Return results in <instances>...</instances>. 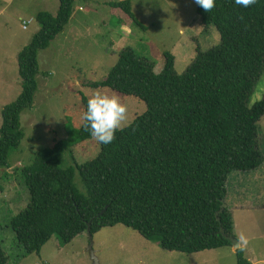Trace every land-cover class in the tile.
<instances>
[{
	"label": "trees",
	"instance_id": "16d2710c",
	"mask_svg": "<svg viewBox=\"0 0 264 264\" xmlns=\"http://www.w3.org/2000/svg\"><path fill=\"white\" fill-rule=\"evenodd\" d=\"M215 3L209 13L196 6L201 23L217 28L221 41L206 52L198 47L183 73L176 72L171 53L164 54L157 74L154 60L125 46L107 80L92 84L133 95L147 109L117 131L111 144H101L94 159L76 164L86 193L75 186L73 167H60V156L71 145L67 141L41 151L21 170L31 200L12 227L27 255H41L53 237L66 247L87 235L89 224L93 237L122 224L168 252L233 248L221 233L223 227L236 239L233 213L229 207L222 211L229 177L264 164L258 125L264 97L251 105L264 75V0L250 7L234 0ZM113 5L145 27L130 0ZM73 6L74 0H60L56 16L39 13L41 29L19 56L23 92L2 109L0 169L12 167L9 156L22 144L21 116L33 108L39 89V54L64 31ZM77 134V142L92 138L83 123ZM236 258L237 264H250L242 249ZM6 263L0 245V264Z\"/></svg>",
	"mask_w": 264,
	"mask_h": 264
},
{
	"label": "rangeland",
	"instance_id": "374dc122",
	"mask_svg": "<svg viewBox=\"0 0 264 264\" xmlns=\"http://www.w3.org/2000/svg\"><path fill=\"white\" fill-rule=\"evenodd\" d=\"M120 1L124 0H74L69 24L39 54V89L33 108L21 116L22 144L9 156L12 167L0 169V245L7 256L6 264H92L86 234L66 247L53 237L41 255H27L18 243L12 220L31 200L21 170L58 141L71 143L60 156V167H73L74 184L86 193L76 164L99 155L101 144L93 138L77 142L85 111L84 98L88 100L96 92L119 96L127 105L128 124L146 111L145 102L133 95L92 86L107 80L123 48L132 46L141 57L154 60L157 68L164 66V54L171 53L177 58L179 74L195 59L198 47L206 52L221 41L217 28L201 23L193 0H130L135 18L145 27L113 5ZM59 10L60 0H0V126L4 106L18 100L23 92L19 56L41 29L37 16L41 12L56 16ZM263 97L264 75L251 105ZM258 125L264 144V117ZM258 169L233 172L227 196L238 205L252 201V206L241 210V218L240 213L237 215V223L242 222L238 234L255 238L264 235V211L260 209L264 204V174ZM245 222L251 225L244 226ZM252 242L250 250L259 255L264 238ZM94 251L101 264H237V258L231 257V248L193 255L168 252L122 224L94 235Z\"/></svg>",
	"mask_w": 264,
	"mask_h": 264
},
{
	"label": "clouds",
	"instance_id": "9594fccd",
	"mask_svg": "<svg viewBox=\"0 0 264 264\" xmlns=\"http://www.w3.org/2000/svg\"><path fill=\"white\" fill-rule=\"evenodd\" d=\"M256 2L257 0H234L240 7H250ZM195 3L207 13L216 6L215 0H195ZM81 120L84 131L98 143L108 145L116 139L117 131H123L128 126L127 105L117 95L96 92L88 99ZM247 242L246 235L241 232L236 239V245L242 249Z\"/></svg>",
	"mask_w": 264,
	"mask_h": 264
},
{
	"label": "crops",
	"instance_id": "0c3cea01",
	"mask_svg": "<svg viewBox=\"0 0 264 264\" xmlns=\"http://www.w3.org/2000/svg\"><path fill=\"white\" fill-rule=\"evenodd\" d=\"M176 64H177V58H176V62H175V69H176ZM163 68H164V66H160V68H157L156 67L155 73L160 74L162 72ZM258 170L262 174H264V167H261ZM259 175H260V173L258 174V176ZM228 192H229V187H228ZM226 203H227L228 207L230 208V210H231V212L233 213V216H234V220H235V237L237 239V237L239 235L238 234V227L242 225V222H240V225H239V223H237V215L241 212L242 209L246 208V205L252 206L251 205L252 201L251 200L245 201L242 205H238V204H235L234 203L233 199H231V201H230L229 198H227L226 199ZM257 208L258 207H255V210H257ZM260 209H262V211H264V204L263 203H261ZM238 217L241 218L242 217V214L240 213L238 215ZM243 225L244 226H250L251 224L249 222H245ZM246 237H247V241L248 242L242 248V250L244 251V254H245L246 259L248 260V262L250 264H264V253L261 252V251H264V242H263L262 246L258 249V253L257 254H259V255H256V253H254L253 251H251L250 248H249L251 244L255 243V242H252L253 240L254 241H256V240H262L264 238V235H261L260 237H257V238H255V237H248V236H246ZM225 249H230V248H225ZM221 250H224V249H221ZM201 257H204V256L201 255ZM231 257H236V250H235L234 247L231 248Z\"/></svg>",
	"mask_w": 264,
	"mask_h": 264
},
{
	"label": "water",
	"instance_id": "95a60500",
	"mask_svg": "<svg viewBox=\"0 0 264 264\" xmlns=\"http://www.w3.org/2000/svg\"><path fill=\"white\" fill-rule=\"evenodd\" d=\"M227 207H228L227 203H224L222 211H224V209ZM104 213L105 212H103L102 215ZM219 215L220 214H218V216ZM221 233L223 236L226 237V239H228L233 244V247L235 248L236 251L240 249V247L236 245V239L235 238H229L226 236L225 228L222 227ZM87 235H88V239H89V247H88L87 252L89 253V255L91 257L92 264H101L99 259H97V257H96V252L94 251V237L91 234V225L90 224L88 225V228H87Z\"/></svg>",
	"mask_w": 264,
	"mask_h": 264
},
{
	"label": "built area",
	"instance_id": "2783aa9c",
	"mask_svg": "<svg viewBox=\"0 0 264 264\" xmlns=\"http://www.w3.org/2000/svg\"><path fill=\"white\" fill-rule=\"evenodd\" d=\"M24 26H25L24 28L27 29V28H28V23L25 22V23H24Z\"/></svg>",
	"mask_w": 264,
	"mask_h": 264
}]
</instances>
